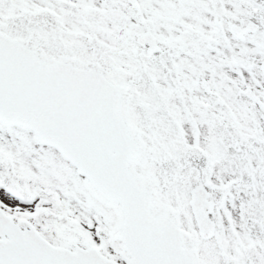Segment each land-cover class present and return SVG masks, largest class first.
<instances>
[{"label": "snow or ice", "instance_id": "snow-or-ice-1", "mask_svg": "<svg viewBox=\"0 0 264 264\" xmlns=\"http://www.w3.org/2000/svg\"><path fill=\"white\" fill-rule=\"evenodd\" d=\"M0 264H264V0H0Z\"/></svg>", "mask_w": 264, "mask_h": 264}]
</instances>
